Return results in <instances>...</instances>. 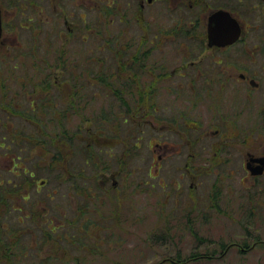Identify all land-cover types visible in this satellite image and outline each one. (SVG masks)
I'll return each mask as SVG.
<instances>
[{"label": "rangeland", "instance_id": "1", "mask_svg": "<svg viewBox=\"0 0 264 264\" xmlns=\"http://www.w3.org/2000/svg\"><path fill=\"white\" fill-rule=\"evenodd\" d=\"M232 3L243 21L258 25L255 32L262 35L264 0ZM161 10L165 7L160 6L158 11ZM107 16L101 19L108 21L112 14ZM101 28L102 35L94 34L86 44L80 40L63 42L55 36L53 39L60 41L57 52L50 45H40L36 57L49 62V78L44 84H51V89L41 91L39 87L31 92L27 85V95L22 99L16 96L23 109L12 116L0 113V122L23 124L27 135L38 130L39 136L47 138L52 131L47 129L51 123L44 122L48 118L37 115L42 118L39 123L31 114L25 115L28 110L24 109L31 100L42 108V99L50 98V109H45L50 113L73 101L69 119L63 120L70 131L82 125L84 143L93 145L89 149L93 165L85 168L96 176L75 184L66 180V171L80 162V152L62 162L50 145L39 143L33 150L30 146L20 149L18 153L27 158L26 166L36 172V182L29 185V198L19 202L22 210L2 206L0 264H173L164 259L213 251L216 257L211 260L200 258L184 264H264V174L252 176L244 165L249 152L264 153V70L257 76L261 80L259 88L230 78L228 90L221 91L218 86L194 108L185 92H169L165 88L167 84L180 83L178 75L167 77L156 97L151 98L152 93L144 91L138 78L145 83L153 64L173 65L177 60L173 47L145 56L141 54L140 38L144 33L152 34L149 28L117 22ZM153 29L159 33L160 26ZM33 37L26 38L22 46L11 45L9 54L0 45V57L12 56L7 62L0 59V67L18 63V73H40L31 67L32 60L28 61L27 70V65H22L31 56V48L39 45ZM21 49L24 56H13L14 50ZM259 50H264V44ZM91 51L97 62H91L90 68L106 72L111 85L85 70V58ZM55 52L66 59L54 58L51 53ZM258 53L261 67L264 52ZM137 56L145 59L141 60L145 71H139V61L136 66L132 64ZM104 57L105 61H100ZM79 62L83 66H78ZM78 68L93 83L83 77L87 85H83L82 97L78 96L76 102L73 80L68 83L70 72ZM23 81L24 78L20 83ZM25 81L29 83L28 79ZM71 88L73 95H66V89ZM209 104L215 108L210 109ZM99 123L116 136L95 137V145L93 134L87 129L96 132ZM187 125L193 128L188 129ZM11 128L7 124L4 130L7 133ZM185 132L188 135L181 137ZM199 132L201 139L195 142L197 134L193 133ZM57 145L68 152L73 150L62 143ZM13 149L15 146L7 152L0 147L1 177L10 175L7 169L12 165ZM192 182L198 184L194 189L190 188ZM216 197L221 210L214 206ZM186 201H198L197 207H205L206 211L196 215L198 211L191 210L189 214L194 204L187 208ZM221 243L229 246L222 259ZM243 243L252 247L245 251Z\"/></svg>", "mask_w": 264, "mask_h": 264}, {"label": "flooded vegetation", "instance_id": "2", "mask_svg": "<svg viewBox=\"0 0 264 264\" xmlns=\"http://www.w3.org/2000/svg\"><path fill=\"white\" fill-rule=\"evenodd\" d=\"M122 1L0 0L2 29L0 45L6 52L5 54H9L12 49L11 45L22 46L26 43V38L33 35V42L39 44L36 45L38 49H40V45L45 46V48L50 45L49 47L51 49L55 48L56 51L58 48L56 44L60 42V39L71 44L78 40L86 44L94 34L97 36L102 35L103 29L101 26L103 24H114V22L119 25L121 23L124 25L135 24L149 28L150 33H152L151 35L144 33L140 38L142 39L140 42L142 55L146 56L149 53H154L157 49H170L172 46L174 49L172 51L177 58L173 65L161 64L157 66V64H153L145 83H142V78L139 76L138 84L145 87V90H141L145 92L148 90L152 93L150 94L151 98L156 97V91L160 85H164L162 83L167 77L177 75L180 78V83H170L165 88L169 92H185L192 108L198 104L201 105L205 100L204 98L207 97L206 93L217 91L218 86L222 89L221 91L228 90L226 88L232 82L230 78L235 77L238 81L246 82L250 87L259 88L261 80L257 76L261 74L262 69L264 70V66H258V55H261L258 52H264V50H259L261 44H264V33L260 35L255 32L259 28L258 25L254 26L246 20L243 21L232 5L233 0ZM154 5L156 6L153 8ZM160 6L165 7V10L158 11ZM152 9L156 10L152 12ZM218 11L224 13H221L222 15L218 21L213 20L214 22H211V18ZM108 13L112 14L108 21L101 19L107 16ZM233 19L239 24V33L236 31ZM158 26H160L159 33L153 29V27L157 28ZM211 31H215L216 35L213 32V35H211ZM55 36H58L59 40H54ZM249 44L252 45L254 52L249 49ZM56 52L51 53L54 58L66 59L55 55ZM24 54L25 52L22 49L13 52V56L16 55L19 58ZM137 58L139 60V71H145L146 67L141 65V60L145 59L139 56ZM93 61H96V57L92 52L89 57L85 58L87 64L85 70L89 71L95 78L94 73L97 70L90 68V63ZM78 66L83 65L79 62ZM70 73L74 76L72 86L75 87L77 93L73 97L78 102L79 97H82L83 77L81 75L83 73L79 68L78 71L72 69ZM88 83L92 84L93 81L88 78ZM188 92L193 93L194 98ZM208 107L213 109L215 105L209 104ZM182 114H185V112L182 111ZM184 122L187 124L186 121ZM187 128L192 129L193 127L187 125ZM201 133H193L197 134L195 142L201 139ZM187 135L188 133L185 132L181 133L180 136L184 138ZM185 140L188 141L189 139L185 138ZM261 156H264V153L249 152L244 163L246 169L247 163L252 158ZM259 164L258 161H251V168H255ZM247 171L250 172L248 169ZM263 174L264 172L260 175ZM191 178L194 179L195 176L191 175ZM197 186L198 184L194 185L193 182L190 184V188L193 189ZM213 201L214 206L220 209L218 197L213 198ZM197 202L192 203L194 206L189 209V214L192 213L191 210L193 213L194 210L198 211L196 215H200L202 210L206 211L205 207H197ZM185 203L187 208L192 205L187 201Z\"/></svg>", "mask_w": 264, "mask_h": 264}, {"label": "trees", "instance_id": "3", "mask_svg": "<svg viewBox=\"0 0 264 264\" xmlns=\"http://www.w3.org/2000/svg\"><path fill=\"white\" fill-rule=\"evenodd\" d=\"M36 47V46H35ZM31 48V58L27 59L24 62L22 61V65H27L26 69L28 68V61L32 60L33 65L31 67H36L40 73L34 72L29 74H23L18 73L17 69L20 68L18 66V63L9 64L3 67H0V113L1 111H4L7 113L8 116H12L16 114L17 112H20L23 109L22 102L16 101V96L19 95V97L22 99L24 95H27V85L30 86L31 92L37 91V89L40 87L41 91L50 90L51 84L46 86V82H48V73H47V65L46 63H49L48 61L44 60L43 58L39 59L38 48L36 47ZM38 56V57H36ZM3 61H8L12 58H2ZM103 61H105V58H102ZM139 61L138 58L135 60L134 66H136V62ZM131 64V65H132ZM25 67V66H24ZM102 68V67H101ZM103 69V68H102ZM72 72V71H71ZM46 73V74H45ZM82 77L87 78L85 75H81ZM80 76V77H81ZM94 76L96 79H100L102 83H106L108 85H111L109 83V79L107 78L106 72L102 70H97L94 73ZM24 78V81L20 83V81ZM44 78L43 81H41ZM49 78V77H48ZM28 79L27 83L25 80ZM71 81H69L68 85L72 83V80L74 79L73 74L71 73L70 77ZM46 81V82H45ZM82 84H86V81H83ZM15 85H19L18 87H15ZM43 85L45 87H43ZM70 87V86H69ZM55 91V88H54ZM66 95L71 96L73 95L74 91L71 88L70 90L66 89ZM45 99V98H44ZM42 99L43 107L38 108V105L34 103V100L30 101L27 105L28 107L24 110H28L25 112V115L31 114L39 123L41 121L40 118L37 117L39 115L40 117H46L48 118L47 121L51 123L50 125H47V129L50 128L52 130L48 137L45 138L43 136H39V133L34 132V134L27 135L25 128L23 127V124H17L14 125L13 122L10 121L6 122H0V127L2 128L0 131V147L6 148L8 151L11 152L12 147L13 149V156L11 157L12 165L7 169V172H9L10 175H4L3 177L0 176V212L2 211V206H8L13 207L15 209L19 208L22 210L21 207H19L20 203L26 201L27 198H29L30 194L28 192L29 185L34 184L36 181V172L32 171L28 166H26V157H23L18 153L20 152V149H23L25 146H30L33 149L36 148L39 143L45 144L46 146H52L54 149V154L56 158L59 156L62 162H68L69 156L74 153L78 155V152H80V155L77 156L80 160L78 165H75L73 169H68L67 176L65 177L66 180H73V183H80L81 180H90L95 178L96 176H91L90 173H88V170L85 168L87 165H93L92 156L89 153V149L91 147L89 144L91 143H84L83 135L81 132L82 125H78V129L75 131H70L69 127L65 124V121L63 119H69V110L73 107V101L69 104L65 105V107L62 108H55L57 110H53L50 113H47L46 110L49 108V103H51V99ZM12 106V107H11ZM46 109V110H45ZM2 123V124H1ZM7 124H10V131L6 133V130L4 128H7ZM44 124V123H43ZM20 125V127L18 126ZM94 124H92L93 126ZM52 126V127H49ZM98 128L96 132H92L93 128H88L87 131H90L91 134H93L92 139L94 138V141H92L95 145H98L95 143L96 138L99 137H106V138H114L115 135L110 133V129L104 125L103 123L97 124ZM96 126V127H97ZM46 127V126H45ZM4 132V133H2ZM33 133V132H32ZM38 136H37V135ZM80 134V135H79ZM96 137V138H95ZM78 141V143H76ZM15 142V143H14ZM91 142V141H90ZM14 143V144H13ZM59 143H62L64 145H68L70 149L73 148L72 152H68L64 149L59 148ZM82 143L81 146L78 147V144ZM9 154V153H8ZM125 161L121 160V163L124 165ZM29 168V169H27ZM35 173V174H34ZM16 177H19L18 179ZM17 180V181H14ZM84 187V186H82ZM4 225V223H1L0 220V228ZM233 244V243H232ZM221 251H220V257L221 259L224 258L226 255V251H228L227 245H223L221 243ZM242 247H244L246 250L250 248V246L247 243H243ZM245 250V251H246ZM225 251V252H224ZM243 251V252H245ZM224 252V253H223ZM216 257V252H206L203 253H196L193 256L189 258H181L178 257H168L167 259H164L165 261H170L173 264H184L187 262L194 261L196 259H206L211 260L212 258ZM157 264V263H155Z\"/></svg>", "mask_w": 264, "mask_h": 264}, {"label": "water", "instance_id": "4", "mask_svg": "<svg viewBox=\"0 0 264 264\" xmlns=\"http://www.w3.org/2000/svg\"><path fill=\"white\" fill-rule=\"evenodd\" d=\"M221 11H218V12H216L214 15H213V17L211 18V22H214V21H218L219 20V17L224 13H222ZM214 20V21H213ZM233 22L235 23V25H236V31H237V33H239V24H238V22L235 20V19H233ZM1 23H0V35H1ZM214 33V35H216V32L215 31H211L210 32V34L211 35H213V33ZM251 161H258L260 164L259 165H257L255 168H251ZM250 162H248L247 163V168L249 169V170H251V172L253 173V174H262L263 172H264V156H261V157H257V158H252V160H251Z\"/></svg>", "mask_w": 264, "mask_h": 264}]
</instances>
